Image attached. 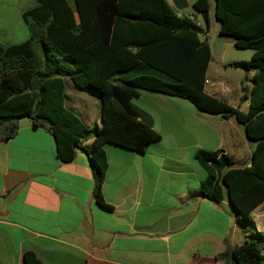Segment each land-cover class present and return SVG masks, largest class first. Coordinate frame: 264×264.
<instances>
[{
	"label": "crops",
	"instance_id": "0c3cea01",
	"mask_svg": "<svg viewBox=\"0 0 264 264\" xmlns=\"http://www.w3.org/2000/svg\"><path fill=\"white\" fill-rule=\"evenodd\" d=\"M166 1L177 14L192 15L202 25L191 7L194 0ZM209 3L202 35L210 36L212 20L214 33L230 36L233 45L231 35L218 32L214 0ZM35 4L0 0L1 45L28 37L21 14ZM205 38L200 36L210 59L204 78L220 79L219 72L230 68L234 83L221 78L230 87L228 94L203 85L204 91L246 111L248 95L241 85L249 89L252 71L231 63L247 58L211 64ZM62 79L64 106L85 127L99 126V100L69 77ZM131 102L149 118L159 138L141 151L103 144L106 168L100 192L108 207L92 194L91 136L81 138L73 158L62 162L45 128L18 119L15 134L0 142V264H25L26 251L40 264H222L228 259L220 254L251 238L249 226L235 221L224 186L219 202L206 191L192 194L206 176L194 158L198 150L227 155L230 167L250 165L257 140L245 135L243 124L158 92L139 90ZM250 216L255 229L264 233V201Z\"/></svg>",
	"mask_w": 264,
	"mask_h": 264
},
{
	"label": "trees",
	"instance_id": "16d2710c",
	"mask_svg": "<svg viewBox=\"0 0 264 264\" xmlns=\"http://www.w3.org/2000/svg\"><path fill=\"white\" fill-rule=\"evenodd\" d=\"M209 0H194L202 27L178 15L166 0H36L22 12L28 37L0 44V142L11 138L18 119L45 128L55 154L70 161L81 138L92 137L88 157L95 201L101 197L106 168L104 143L143 150L159 138L149 118L131 100L139 90L188 100L197 110L232 117L245 135L257 140L249 166L230 167L221 152L198 150L194 158L206 170L199 190L219 202L223 186L235 221L250 228V239L219 255L222 264H264V233L250 212L264 201V0H214L218 32L231 35L233 46L249 49L246 61L231 65L252 71L248 108L241 111L203 89L210 51L200 35L208 26ZM203 28V29H202ZM63 76L99 100L100 125L85 127L64 104ZM25 264H40L24 252Z\"/></svg>",
	"mask_w": 264,
	"mask_h": 264
},
{
	"label": "rangeland",
	"instance_id": "374dc122",
	"mask_svg": "<svg viewBox=\"0 0 264 264\" xmlns=\"http://www.w3.org/2000/svg\"><path fill=\"white\" fill-rule=\"evenodd\" d=\"M67 1L69 2L70 5H72V2H71L72 0H67ZM171 1L175 4V0H171ZM189 10L190 9H188V11ZM209 31H210V36L206 38L202 34L200 36L201 38H205L211 46V50H212L211 64H218V61L220 60L229 61L230 59H234V58H241V59L247 58V60L249 59V52H250L249 49L235 48L230 41V36L223 35L226 37H219L217 36L216 33H214L212 20H211V27L209 28ZM238 70L241 71L240 69ZM233 71H234L233 69L229 68L225 71L219 72L220 74L218 75H222V76H216V77L220 79L222 78L224 80L227 78L228 81L231 80L229 83L233 85L234 83L233 79H230L231 77L230 75Z\"/></svg>",
	"mask_w": 264,
	"mask_h": 264
},
{
	"label": "built area",
	"instance_id": "2783aa9c",
	"mask_svg": "<svg viewBox=\"0 0 264 264\" xmlns=\"http://www.w3.org/2000/svg\"><path fill=\"white\" fill-rule=\"evenodd\" d=\"M180 15V14H178ZM187 19L193 22L197 26H202L201 21L197 20L192 15H186ZM203 85L211 88L213 91H219L224 94H228L230 92V87L221 79H209L204 78Z\"/></svg>",
	"mask_w": 264,
	"mask_h": 264
}]
</instances>
